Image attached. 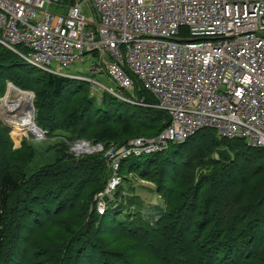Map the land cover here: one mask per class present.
Returning a JSON list of instances; mask_svg holds the SVG:
<instances>
[{"label":"trees","instance_id":"1","mask_svg":"<svg viewBox=\"0 0 264 264\" xmlns=\"http://www.w3.org/2000/svg\"><path fill=\"white\" fill-rule=\"evenodd\" d=\"M8 83L34 93L33 121L45 137L14 146L0 120V264H264L262 148L205 127L125 158L99 215L93 196L109 169L101 152L75 157L69 144L153 136L168 113L142 87L136 95L115 89L122 98L93 93L88 81L33 66L0 44V99ZM37 146L48 161L32 169ZM135 180L153 185L156 203L143 202Z\"/></svg>","mask_w":264,"mask_h":264},{"label":"built area","instance_id":"2","mask_svg":"<svg viewBox=\"0 0 264 264\" xmlns=\"http://www.w3.org/2000/svg\"><path fill=\"white\" fill-rule=\"evenodd\" d=\"M51 4L66 13L51 11ZM0 44L33 66L91 82L96 93L122 98L115 89L142 87L154 97L151 105L168 113V124L153 136L69 144L75 157L100 151L109 169L93 196L99 215L104 196L121 182V160L184 142L201 128L264 150V0H0ZM86 53L96 58L90 72L113 87L64 70ZM34 130L44 139L43 130Z\"/></svg>","mask_w":264,"mask_h":264},{"label":"rangeland","instance_id":"3","mask_svg":"<svg viewBox=\"0 0 264 264\" xmlns=\"http://www.w3.org/2000/svg\"><path fill=\"white\" fill-rule=\"evenodd\" d=\"M89 3H91V1H89ZM92 5V10L93 12H96V8L95 6L91 3ZM85 9H87V5L84 6ZM50 10L53 12H58V13H62L65 14L67 11V8L65 6L59 7L56 5L51 4L50 5ZM87 16H90V12L88 10V13H86ZM95 15V14H94ZM97 38V36H96ZM19 48V50L24 51L25 49L21 46L18 45L17 46ZM83 62L80 63H76L68 68H65L64 70L67 71L68 73H74V74H82V75H89L94 77L95 79L100 80L101 82L103 81V83L107 84L110 87H113V85L108 81V79H105L104 75H100V74H92L90 72V69L92 67V65L96 62V58L94 56H92L90 53H86L83 56ZM54 67V65H53ZM90 86H91V82H90ZM137 94V90H134L131 92V95H136ZM153 97V96H152ZM27 100V98H26ZM20 102L19 104H13L9 110H2V103H1V108H0V118H2L3 122H5V124H8L6 121L11 120L12 122H17L18 119L20 121V116L19 114H17L19 111H17V109L19 108L20 111H26L28 109V105L29 102L27 101ZM3 101V99H2ZM21 101V100H19ZM11 105V104H10ZM22 106V107H21ZM29 110V109H28ZM31 111V110H30ZM30 114V120H32V115L31 112H29ZM5 118L7 120H5ZM10 125V124H8ZM10 134L14 140V143L16 145H19V142L21 140L22 137L25 136H29V134L33 135L35 138V133H34V129L30 130L25 128L22 131H19L20 133L15 132V128L12 127L11 125L9 126ZM38 148V152L33 160V162L31 163V168L34 169L36 167H38L41 164H44L45 162L48 161L47 156L45 153H43L41 151V149ZM97 153H100L97 151ZM89 153H86V155H88ZM134 186L138 187L136 190V194L143 200V202L146 205H150L153 203H156L157 198L152 194L153 192L150 191V188L153 186L150 182H146V181H142V180H135L134 182Z\"/></svg>","mask_w":264,"mask_h":264},{"label":"bare ground","instance_id":"4","mask_svg":"<svg viewBox=\"0 0 264 264\" xmlns=\"http://www.w3.org/2000/svg\"><path fill=\"white\" fill-rule=\"evenodd\" d=\"M11 89L15 90L16 93H17V95H16L15 98H10L8 96V93H9V91ZM8 93L3 98V101H2V110H9L10 107L13 104H17V103L19 104L20 102H23V100L25 101L26 98H27L28 102L30 103V97H29L30 94L27 93V92H25V91L18 90L16 88H14L12 85L9 86ZM19 100H21V101H19ZM28 109L26 111H20L19 108L17 109V111H19L17 114H19L20 118H22V119H20V121H19V119H18L17 122H12L11 120L6 121L8 124H10L12 127L15 128V132L20 133L19 131H22L25 128L30 129V130H33L34 129L33 122H32V120H30V114H29V112H31V115H32V111H30L31 110L30 109V105H28ZM5 120H7V119L5 118ZM34 132H35V130H34ZM140 136L148 137L146 135H140ZM135 137H139V136H134L132 138H135ZM98 152H100V151H98ZM74 154L79 155V153L76 152V151L74 152Z\"/></svg>","mask_w":264,"mask_h":264},{"label":"water","instance_id":"5","mask_svg":"<svg viewBox=\"0 0 264 264\" xmlns=\"http://www.w3.org/2000/svg\"><path fill=\"white\" fill-rule=\"evenodd\" d=\"M10 85H12L14 88L20 90L19 88L15 87L13 84L8 83V84H7L6 92H5V94H4V96H3L2 98H4V97L7 95L8 90H9V86H10ZM21 91H24V90H21ZM25 92H27V93L30 94L29 97L31 96V97H30V103H29V105H30V109H31L32 114H33V104H32L33 93H32L31 91H25ZM16 95H17V93H16V91L13 90V89H11V90L9 91V93H8V96H9L10 98H15ZM2 98H1V99H2ZM34 126H35V124H34ZM37 128H38V127H37ZM107 198H108L107 196H104V199H107Z\"/></svg>","mask_w":264,"mask_h":264}]
</instances>
